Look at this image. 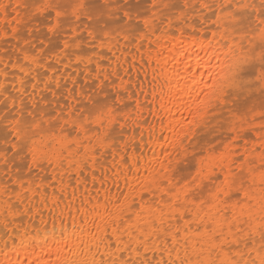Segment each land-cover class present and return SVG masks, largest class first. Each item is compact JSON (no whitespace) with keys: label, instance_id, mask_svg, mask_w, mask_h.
Segmentation results:
<instances>
[{"label":"snow or ice","instance_id":"snow-or-ice-1","mask_svg":"<svg viewBox=\"0 0 264 264\" xmlns=\"http://www.w3.org/2000/svg\"><path fill=\"white\" fill-rule=\"evenodd\" d=\"M9 7L17 15L0 20V39L18 33L20 9L48 21L67 37L49 52L84 84L50 75L49 53L18 58L30 98L42 84L66 103L0 109V264H264V0H17L0 11ZM177 45L194 66L153 64ZM125 48L148 52L143 103L148 91L121 75ZM145 105L154 118L180 111L187 131L157 137ZM142 122L159 157L145 158Z\"/></svg>","mask_w":264,"mask_h":264},{"label":"bare ground","instance_id":"bare-ground-1","mask_svg":"<svg viewBox=\"0 0 264 264\" xmlns=\"http://www.w3.org/2000/svg\"><path fill=\"white\" fill-rule=\"evenodd\" d=\"M16 2L17 0H0V4H5V5L15 4ZM23 10L24 9H20L19 11L20 17L22 16L21 14L23 13ZM16 15L17 13L14 12L11 7H9L6 13L3 11H0V20H3L5 16L11 19L12 17ZM13 26L18 28V33L15 35V37H13L11 30H9L8 38L0 39V85H3V88H0V96L8 97L6 103H9V105H11L13 103V99H15V103L18 106L21 105L22 101L24 104H28V105H32L34 103L38 107H49V106L55 107L58 104L66 103V101L63 100L62 96H59V95L53 96L51 90L45 91L42 84L36 90V94L33 97L30 98L28 96V93H31L33 91L31 84L28 83L25 85H21L20 79H24L26 81L31 80V76L24 77L23 74L18 70L19 69V59L18 58L22 57L23 55L22 50L25 48L28 49L29 47L28 45L24 44V41L22 40L23 39L22 36L24 37V39H27V41H29L30 43L31 41L30 39L28 40V38H25L26 36L25 34L21 35V32L22 33L25 32V30L22 31V28H23L22 24H19V25L14 24ZM2 35L3 33L0 32V36ZM162 45H163V42H162ZM17 49H21L22 51L18 55L17 53H15ZM32 50H30V48L28 49L30 53L32 52ZM161 53H162V56L160 55ZM117 55L119 56V63L123 65V68L121 70V75L124 76V79L126 81H130V87L136 86L133 90H139V86L143 85L145 90L148 91L149 93L148 97H144L143 95L140 97V100L142 103L145 102L146 100H150L151 99L150 81H151V76H152V68H147V76H145V67L148 61V52L147 51L144 52L143 59L141 57V53L137 52L135 48H132L131 50H129L128 48H125L121 51H118ZM173 56L176 57V61H178V63L173 62ZM158 58L160 59V68L164 67V58H167V60L169 61L168 66L170 68H173V67L179 68L181 73H183L184 67L186 65H189L190 63L191 66H194L196 63L194 57L190 58V61L184 59L183 55L180 54L179 45H177V48L171 52L168 51L167 48L161 46L158 52L152 53V61L154 65H155V61ZM55 61H56V56L54 55L52 60L50 61V63H52L53 65L52 68H49L50 75H58L60 77L71 76L72 78L78 79L81 85L84 84V77L82 74L79 77H76V74L73 71L72 67H67V68L64 67V63L67 62L66 60L62 63H56ZM5 64L8 65L7 68L4 67ZM46 66L47 65H45V67ZM113 66L114 67L116 66L115 63ZM60 67L63 68L64 70L63 73L60 72ZM77 71H79V69H77ZM39 72L42 74L43 68L39 69ZM5 73H7V75H5ZM146 79L149 81L148 84L143 83ZM60 82H61V86H63V84L66 81L64 79H61ZM68 83H69V86H71V81H68ZM173 83H176V81L174 80ZM13 84H15V88L13 87ZM85 87H87V85H85ZM21 91L25 92V95L23 97L21 96ZM3 107H1L0 109H2ZM158 108H159V104L157 103V109ZM142 111H143V118L147 119V121L149 122V125H151L153 121H155L154 128H155V133L157 137H160L162 135H167L169 136L170 139H173V138H178L182 134V130L187 131V127L183 126L182 124L180 111L178 110L174 109L175 119H173V114H170L168 112L159 113L158 116L154 118L152 115L149 114L148 105H145ZM161 119H163V124L165 128H167V125L171 124L173 125L175 130L173 131L172 129H168L162 133L161 132ZM178 123L181 124V127H175ZM142 128L145 129L144 152H145L146 160L151 159L153 156V152L150 149H154L156 155L159 157L161 151L163 150L160 147V143L157 142L155 139H153L152 141H149V133L146 130L148 128V125H144L142 122ZM198 131L199 130H197V132ZM173 156L175 157V152H173ZM161 159H163V157H161ZM156 166L159 167L160 165L157 164ZM173 166H176L175 159L173 160Z\"/></svg>","mask_w":264,"mask_h":264},{"label":"rangeland","instance_id":"rangeland-1","mask_svg":"<svg viewBox=\"0 0 264 264\" xmlns=\"http://www.w3.org/2000/svg\"><path fill=\"white\" fill-rule=\"evenodd\" d=\"M131 3L134 4L135 0H131ZM21 15L23 17L21 16L22 17V19H21L22 23H20V24H22V26H23L22 31L25 30L24 33L21 32V35L25 34L26 35L25 38H28V40L30 39V41L32 43L31 44L29 41H27V39H24V37L22 36V38H23L22 40L24 41V44L29 46L28 49L29 48H30V50L33 49L32 52L39 53L42 57L44 56L43 54H45V53H49V55H52V53L49 52V48H55L56 51L59 52V47H57V45L62 47L64 39L67 38L64 33H61V34H59L57 36H51L48 33V31H47L48 21L43 20L42 18L29 19L25 15V10H23V13ZM110 22L113 23V26H116V22L115 21H110ZM83 23L86 25L88 22L85 21ZM20 28H21V26H20ZM29 31H31V35H29ZM81 34L82 35H86V33H81ZM50 40H51V44L49 43ZM41 41L44 42V47L43 48L41 47ZM28 42L30 43V45H29ZM21 52H22L21 49H17L15 51V53H17V55L20 54ZM53 56L54 55H52V58H53ZM60 72L61 73L64 72L62 67H60ZM0 98H1L0 99V106L2 105L1 107H3L4 103H6L7 101H4V97L0 96ZM240 102L242 103L243 101H240ZM7 104H9V103H7ZM205 131H207V130H205Z\"/></svg>","mask_w":264,"mask_h":264}]
</instances>
